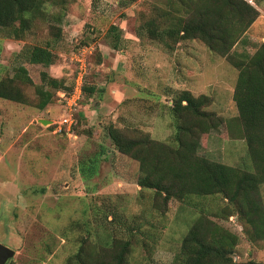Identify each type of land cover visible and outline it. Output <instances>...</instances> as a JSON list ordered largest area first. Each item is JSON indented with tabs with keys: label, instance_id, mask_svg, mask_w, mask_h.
Segmentation results:
<instances>
[{
	"label": "rangeland",
	"instance_id": "obj_1",
	"mask_svg": "<svg viewBox=\"0 0 264 264\" xmlns=\"http://www.w3.org/2000/svg\"><path fill=\"white\" fill-rule=\"evenodd\" d=\"M171 1L67 0L55 47L59 57L48 67L18 57L25 45L50 38L46 21L39 20L23 39L0 27V77L23 63L34 82L23 87L28 103L0 97V242L16 250L7 264H79L73 258L81 247L85 256L101 252L111 259L129 239V264H172L202 214L238 235L237 262L264 261V239H251L248 225L221 195L166 202L139 184V161L111 139L114 124L130 137L170 141L174 97L189 90L208 95L206 109L218 117L199 127V154L252 166L234 99L238 68L200 39L165 45L147 32L149 24L169 20L164 12ZM248 1L259 15L233 46L237 57L254 54L264 41V0ZM118 34L120 47L114 48ZM82 64L85 85L94 91L84 88L72 106L67 97ZM43 70L64 79L68 89L39 108L36 85L42 84ZM65 118L73 123H63ZM260 191L264 204V183Z\"/></svg>",
	"mask_w": 264,
	"mask_h": 264
},
{
	"label": "trees",
	"instance_id": "obj_2",
	"mask_svg": "<svg viewBox=\"0 0 264 264\" xmlns=\"http://www.w3.org/2000/svg\"><path fill=\"white\" fill-rule=\"evenodd\" d=\"M66 3L67 0H0V27L7 30L8 36L23 39L39 20L49 25L50 38L45 44L25 45L18 57L45 67L58 60L55 47L62 36ZM53 6L61 9L55 11ZM170 6L164 12L170 22L155 24L153 28L149 24L148 34L153 39L161 37L165 45L169 40L200 39L214 52L227 56L238 68L234 99L252 166L243 169L199 154V127L218 117L206 109L210 104L208 95L196 96L189 90H182L174 97L172 110L176 124L170 141L148 135L130 137L111 124L109 133L113 144L120 152L139 161L142 187L155 189L166 202L172 198L189 202L196 197L221 195L232 214L248 225L251 239H264V204L260 191L264 183V41L252 55L237 57L232 53L235 43L257 19L259 10L248 0H172ZM110 29L113 33L119 32L115 25ZM119 40L120 37L113 42L114 48L120 47ZM41 79L36 92L39 108H45L58 91L68 88L64 79L46 70L42 71ZM85 83L86 77L83 91L85 88L92 93L94 87ZM27 84H34L33 79L27 67L18 64L13 73L9 71L0 77V97L28 103L30 100L23 89ZM238 243L236 233L202 214L184 235L172 264H264L255 259L237 262L233 253ZM131 246L130 239L121 243L111 259L103 258L101 252L97 258L85 256L81 247L73 259L79 264H129Z\"/></svg>",
	"mask_w": 264,
	"mask_h": 264
},
{
	"label": "built area",
	"instance_id": "obj_3",
	"mask_svg": "<svg viewBox=\"0 0 264 264\" xmlns=\"http://www.w3.org/2000/svg\"><path fill=\"white\" fill-rule=\"evenodd\" d=\"M86 74H87V66L85 64H82L80 67V71L78 72V75L75 79L74 92L72 94H70L69 96L67 95L68 101H69L70 105H72V106L77 105V101H78L80 95L83 94V84L85 81ZM62 95H65V92H62ZM63 123H73V119L72 118H65L63 120Z\"/></svg>",
	"mask_w": 264,
	"mask_h": 264
},
{
	"label": "water",
	"instance_id": "obj_4",
	"mask_svg": "<svg viewBox=\"0 0 264 264\" xmlns=\"http://www.w3.org/2000/svg\"><path fill=\"white\" fill-rule=\"evenodd\" d=\"M43 123H51L52 120L41 119ZM16 254V250L0 242V264H7Z\"/></svg>",
	"mask_w": 264,
	"mask_h": 264
}]
</instances>
